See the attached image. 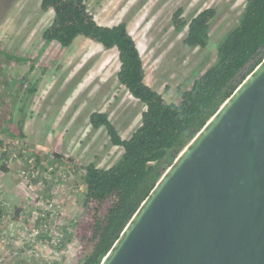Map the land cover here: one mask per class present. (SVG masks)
I'll return each mask as SVG.
<instances>
[{
  "label": "rangeland",
  "instance_id": "1",
  "mask_svg": "<svg viewBox=\"0 0 264 264\" xmlns=\"http://www.w3.org/2000/svg\"><path fill=\"white\" fill-rule=\"evenodd\" d=\"M244 4L245 0H86L97 23H126L143 61L145 83L167 103L177 101L214 62L219 41L236 25ZM3 5L0 131L7 132V125L20 118L25 136L18 139L25 152L0 138V147L7 145L0 156V199L10 204L0 212V237L10 238V246L20 253L32 251L40 264H71L77 241L69 233V221L83 211L84 166L93 162L108 167L122 154L104 127L92 128L89 114L106 112L126 138L140 124L145 105L119 83L116 48L105 49L83 35L67 47L46 43L41 32L51 22V9L42 12L40 0H3ZM177 7L184 19L215 8L204 47L182 42L186 27L176 30L172 23ZM29 159L38 172L26 181L19 169L30 167ZM2 167L8 174H1ZM4 185L14 190L2 195ZM25 205L22 218L14 217V209Z\"/></svg>",
  "mask_w": 264,
  "mask_h": 264
},
{
  "label": "trees",
  "instance_id": "2",
  "mask_svg": "<svg viewBox=\"0 0 264 264\" xmlns=\"http://www.w3.org/2000/svg\"><path fill=\"white\" fill-rule=\"evenodd\" d=\"M2 5L0 0L4 9ZM49 9L53 16L41 32L44 42L67 47L83 35L105 49L116 48L119 83L145 105L140 124L126 138L120 136L106 112L89 114L92 128L104 127L110 143L122 148L120 158L108 167L93 162L84 166L83 211L69 221V233L77 241L71 264H99L165 169L264 57V0H245L238 22L219 41L214 62L193 79L177 101L168 103L145 83L143 61L125 22L111 26L97 23L86 0H40V10ZM215 14V8L207 7L184 19L182 8L177 7L172 23L176 30L186 27L185 45L204 47ZM7 134L25 136L20 118L7 125Z\"/></svg>",
  "mask_w": 264,
  "mask_h": 264
},
{
  "label": "water",
  "instance_id": "3",
  "mask_svg": "<svg viewBox=\"0 0 264 264\" xmlns=\"http://www.w3.org/2000/svg\"><path fill=\"white\" fill-rule=\"evenodd\" d=\"M99 264H264V57L165 169Z\"/></svg>",
  "mask_w": 264,
  "mask_h": 264
},
{
  "label": "crops",
  "instance_id": "4",
  "mask_svg": "<svg viewBox=\"0 0 264 264\" xmlns=\"http://www.w3.org/2000/svg\"><path fill=\"white\" fill-rule=\"evenodd\" d=\"M24 131H25V125H24ZM0 138H2L3 140H8L11 138V136H8L7 132H4L3 130H1L0 131ZM3 168H5V167H2V169ZM6 171H8V170L6 169L5 172H1V174H5V175L8 174L9 171L8 172H6ZM9 174H11V173H9ZM1 189H3L2 193H4L2 195H8L10 193V191L14 190V187H13V185H4V188H2V186H1ZM3 200L4 199L1 196L0 212L1 211L3 212V210L7 209L10 205L6 198H5L6 201L4 204H3ZM22 207L25 208L27 206L25 205V206H19V207L15 208L13 211L14 217H20L21 216V218H22V216L24 215V210ZM18 208H21V209H18ZM16 245H14V246H16ZM17 249L18 248L13 250V248H11V251L16 252V254L9 255L6 258V261L4 262V264H40L39 261L36 259V257H34L35 254L33 255L32 251L20 253L17 251ZM48 255H52V252L48 253Z\"/></svg>",
  "mask_w": 264,
  "mask_h": 264
},
{
  "label": "built area",
  "instance_id": "5",
  "mask_svg": "<svg viewBox=\"0 0 264 264\" xmlns=\"http://www.w3.org/2000/svg\"><path fill=\"white\" fill-rule=\"evenodd\" d=\"M8 141H10V143L15 145L18 149H20V153L25 152V149H22L23 148V142L20 141L18 138H11ZM6 151H7V145L4 144L3 146L0 147V156L3 155ZM15 154H17V153L14 152V153H11L10 155L15 156ZM28 162L31 163L30 167H28L27 169L20 167V169H19L20 176L23 177L24 180H26V181L33 178L38 172V170L35 169V167L33 165V160L29 159ZM10 244H11L10 238H8V237L1 238L0 237V264H4V262L6 261V258L9 255L16 254V252L11 251L12 246H10Z\"/></svg>",
  "mask_w": 264,
  "mask_h": 264
}]
</instances>
